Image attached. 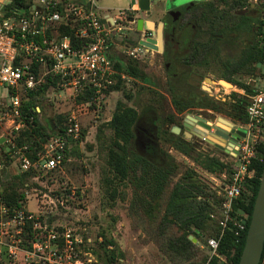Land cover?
Masks as SVG:
<instances>
[{"label": "built area", "instance_id": "obj_1", "mask_svg": "<svg viewBox=\"0 0 264 264\" xmlns=\"http://www.w3.org/2000/svg\"><path fill=\"white\" fill-rule=\"evenodd\" d=\"M22 9L23 13H18L20 9L11 15L0 14V88L8 87L6 96L0 94V174L28 172L35 180L61 168L66 152L81 136L82 125L74 111L68 113L41 148L30 152L28 144L15 140L16 135L30 130L39 119L40 107L28 102L30 95L45 92L64 99L90 91L96 113L117 75L129 79L114 68L110 44L114 35L129 29L128 24L135 27L137 17L130 15L132 6L118 8L115 17L101 15L96 0H33L28 9ZM261 20L264 23V13ZM75 24L78 36L86 39L78 46L61 32L62 27ZM142 32L136 45L125 44L122 48L124 54L137 61L157 52L141 43L152 39L157 45L155 31ZM259 45L264 51V24ZM260 65L264 66V57ZM245 84L252 88L250 92L240 90L246 98V120L233 124L235 131L243 135H235L231 147L225 149L234 165L229 180L217 191L223 198L219 224L223 230L231 229L238 239L245 230L247 216L242 210L235 211L233 204L241 196L243 184L255 177L252 160L259 145L264 144V73L249 77ZM23 100L27 101L25 105ZM29 196L25 191L18 204L13 205L0 193L1 263L101 264L90 239L85 243L83 236L71 227H59L50 221L44 209L49 200L42 199L36 212L28 210ZM218 243L219 239L210 237L206 246L211 256L221 258L217 254Z\"/></svg>", "mask_w": 264, "mask_h": 264}, {"label": "trees", "instance_id": "obj_2", "mask_svg": "<svg viewBox=\"0 0 264 264\" xmlns=\"http://www.w3.org/2000/svg\"><path fill=\"white\" fill-rule=\"evenodd\" d=\"M257 1L262 2L264 5V0ZM32 2L33 0H8L3 9L4 15H11L22 8L28 9ZM246 6H249L248 0H214L207 5L195 6L194 23H196L198 31L191 38L189 52L182 58L183 63L188 66L187 74L185 73L186 79L178 80L182 75L173 77V66L172 64L170 65L165 91L169 94L172 110L163 119V125L175 124L180 126L183 114L193 107L225 113L237 122L246 120V98L244 96L232 93L226 102L217 104L214 99L208 95H203L200 91L196 92L184 88L188 79L193 77V65L196 63L194 59L197 56L203 55L206 49H212L221 40L220 37L227 36L229 32L250 31L244 25L246 17L232 13V11ZM249 21L252 20L249 19ZM263 24L262 20L258 21L259 37L256 38L253 48L247 50L235 62L229 59L223 62V66L226 68L224 73L226 79L248 92L252 91V88L242 81L233 79L232 76L236 73L253 75L258 70V76L262 75L257 64L262 62L264 57L263 48L259 45ZM77 29V24L61 28L62 34L70 37L75 46L84 43L86 40L78 36L76 33ZM199 35L201 41H196ZM203 59L204 57H201L197 62H201ZM205 61L204 59L202 63H205ZM113 63L117 71L127 74L132 79L141 81L144 84L153 82L138 61L129 58L124 61L114 59ZM123 83L118 80L112 90H120ZM144 86H141V89H144ZM153 92L155 93L156 91H148L151 99ZM91 94L90 91L85 92L77 97L76 102L79 106L85 103L91 104L88 106L89 108L95 106L91 101ZM30 96L32 100L33 94ZM125 96L127 98L131 97L129 94ZM31 100L28 102H32ZM26 103L27 101L23 100V105ZM140 118L141 116L135 108L119 100L107 123V126L112 130V135L104 138L102 130H99L96 135L100 149L105 152V161L101 168L100 178L103 193L111 201H115L117 198L126 200L128 198L127 192L123 189L120 191L118 185L121 183L123 187L131 185L134 188L133 197L136 198L138 203L131 201L129 210L133 213L140 211L144 218L151 223L156 230V235L153 238L154 242L159 247V250L172 261L178 264L186 261L188 264H237L244 245L260 174L264 166V144L259 145L256 157L252 160V165L256 170L255 177L243 184L241 197L237 198L233 204L235 211H238V209L242 210L247 216L245 230L238 239L231 229L226 228L223 230L222 226H220V213L216 214L215 219H213L215 208L213 204L216 202L220 206L223 198L211 191L197 177L193 169L185 170L173 183V177L178 173L174 163L170 161L165 164L154 163L149 157L129 149V146L135 140L136 125ZM57 127L58 125L55 126L53 131H50L39 120H35L31 129L16 135L15 140L18 144H28L30 152H33L41 148V144L46 141ZM157 135L168 147H172L184 155L191 156L195 163H198L208 172H226L230 174L233 168L231 165L228 167L229 171H226L227 165L224 162L216 157L199 153L196 151L194 144L182 137L181 134H175L169 129L160 128L157 131ZM83 137L84 131L82 130L81 136L75 144L78 145L83 140ZM5 172L0 174V193L10 204L16 205L18 200L24 197V192L21 189L24 188L27 180H29L30 173L16 174L10 171L5 177L6 179H4ZM167 191L168 195L162 205L161 200ZM173 227L176 229V233H169ZM189 235L194 236L197 240L203 236L219 239L217 254L222 259L218 256L210 257L207 255L200 262L191 261L197 255L198 247L189 238ZM104 244L114 246L115 243L112 239H104ZM118 257L123 258L124 254L116 248L115 250L112 249L111 253L106 256V264L118 262ZM0 264L3 263L0 262ZM259 264H264V247Z\"/></svg>", "mask_w": 264, "mask_h": 264}, {"label": "rangeland", "instance_id": "obj_3", "mask_svg": "<svg viewBox=\"0 0 264 264\" xmlns=\"http://www.w3.org/2000/svg\"><path fill=\"white\" fill-rule=\"evenodd\" d=\"M132 1L99 0L98 6L115 9L118 7H128ZM256 1L248 0V4L250 5L252 3L254 9L263 11L264 5L262 2L257 1L256 3ZM7 2L8 0H0V14L4 13L3 9ZM194 5L201 6L198 3ZM222 8L224 9V7ZM262 15L260 14L254 20L257 25ZM194 24L196 31L193 36L198 31L196 23ZM229 33H233L235 35L234 38ZM229 33L225 37L221 36V40L209 52H204L203 55L197 56L194 59L196 63L193 65V77L189 78L184 86L186 90L200 91L203 95H208L217 104L226 102L232 93L241 95V89L226 79L223 62L226 59L235 62L246 53L247 48L250 46L246 42L242 43L245 34L248 36L251 35L250 31L242 30ZM125 35L128 38H125ZM118 36L116 38L119 41V45L112 51L113 60L120 59L124 61L127 58L135 60L124 54L122 48L125 44H129L132 47L136 45L135 41L138 35H132L129 30L123 29ZM256 38H258V35ZM196 41H201L200 35L196 38ZM160 52V50L155 52L152 57L149 54L148 58L144 61H138L141 63L145 73L153 81L152 83L144 84L141 81L132 79L130 76L129 79L123 80L117 75L115 83L120 80L124 82L123 86L120 90H112V87L115 85L114 83L105 92L100 101L101 107L96 113H94L93 109L95 106L89 108L88 106L91 105L89 103L79 106L76 102L77 97L73 98L70 94V98L67 95L66 98L61 99L54 98L51 93L45 95V92H43L36 94L32 99V102L38 104L40 107V113L38 115L39 122L50 129V131H53L55 126L59 125L68 113L74 111L80 118L84 137L78 145L73 143L70 149H68L65 161L55 173L41 176L35 180L29 177L27 183L30 186H24L21 189L23 192L27 191L30 194L26 208L32 212H36L42 199H45V201L49 200L50 202L48 204H44V209L50 217V221L59 227H71L74 233H80L83 236L85 243L88 242L87 239H90V243L94 249L93 253L99 256L101 264H106V256L111 253L112 249L115 250V248L122 252L124 257H118V262L116 261L111 264H178L159 250V247L153 240L156 235V230L144 218L142 213L137 210L136 213H133L129 210L131 201L138 203L136 198L133 197L134 188L131 185H127V187L121 186L122 183L118 185L120 191L123 189L127 192L128 198L126 200L117 198L115 201H111L103 193L100 178L101 168L105 161V152L100 149L99 141L96 137L99 130L104 132V138L112 135V130L107 126V123L119 100L135 108L142 117L138 124L149 128L150 131L154 130V123H152L154 119L157 121L158 130L160 128L170 130V127L175 125H163L162 123L169 111L172 110V106L170 105L169 94L165 91L167 73L164 68V63L169 62V59L167 56L163 57ZM201 57H204L206 63H202L204 59L202 61L200 60L201 62H197ZM260 69L264 73V66H261ZM258 74L259 70L253 75L236 73L232 78L245 83L249 77H256ZM206 76L216 80L217 84L210 83L209 79L204 80ZM141 86H144V89H141ZM149 90L156 91L152 93V99L149 98ZM0 94L6 96L8 94V87L0 88ZM126 94L131 95V97L127 98L125 96ZM207 110L210 109L193 107L188 112H202L208 115L214 114L215 122L227 129H230V126H224L220 118L233 122L234 124L238 123L225 113L214 110L208 112ZM184 114L183 117L185 116ZM187 139L194 144L196 151L199 153L216 157L224 162L227 165L226 171H229L228 167L234 165V161L231 160L225 149L206 144L199 138L188 137ZM159 145L160 154L156 153L155 156L148 157L154 163L165 164L170 161L176 165L178 173L173 177V183L185 170L193 169L197 177L211 191L217 193L222 185L230 178V174L226 172L211 173L206 171L198 163H195L191 156L184 155L180 151L168 147L161 138H159ZM137 146L138 144L134 140L129 146V149L142 155ZM9 173L10 171H6L3 178L6 179L5 177ZM44 194L45 196H43ZM167 195L168 191L161 200L162 205ZM216 195L218 196V194ZM213 205L215 208L213 212L214 217H212L215 219V215L220 212V206L216 202ZM169 233H176V229L174 227L171 228ZM99 237H102L101 242L98 241ZM189 238L198 247V253L191 261L200 262L207 255L211 257V253L206 246L207 236H203L199 240L192 235H189ZM104 239H112L115 243L114 246L111 244L105 245ZM181 264H188V262L186 261Z\"/></svg>", "mask_w": 264, "mask_h": 264}, {"label": "flooded vegetation", "instance_id": "obj_4", "mask_svg": "<svg viewBox=\"0 0 264 264\" xmlns=\"http://www.w3.org/2000/svg\"><path fill=\"white\" fill-rule=\"evenodd\" d=\"M173 1L174 0H151L149 13L143 12L138 8L136 12L139 14V16H145V17H152V16H156V13L158 12L161 13L160 19L162 22V26L160 28L159 23L156 22L154 23L155 24L154 29L157 32V34L159 33V28L161 29L163 44H162V49H160L161 51L160 53L163 57L167 56L168 59H170V57L177 52L178 48L182 44L188 47L190 45L191 38L193 37V34L196 31L194 24V20H195L194 14L196 9L194 4L198 3L201 5H207L213 0H188L180 5H174ZM234 13L236 15L246 17V21L244 22V25H246L250 29L251 35L248 36L245 34L244 36L245 38L243 39L244 41H242V43L246 42L248 45H250L247 48V50H249L250 48H253V44L257 40L256 39L257 34L259 37V33H258L259 26L254 20L258 18L260 14L262 15L264 13V9L263 11L260 9H254V5L250 3L248 7H243L242 9L234 10ZM249 19L252 21H249ZM229 35H232L233 38L235 36L233 35V33L232 34L229 33ZM182 46L180 48L181 52L185 50L182 49ZM210 50L211 49L209 50L206 49L205 52H209ZM158 51L159 50H157V52ZM164 68L167 73L166 74V80H167L168 71H169V62L164 63ZM208 112H210V110H208ZM152 123H154L153 131H150L149 128L145 126H141L138 123L136 125L135 140L136 143L138 144L137 148L139 152L142 153V155H145L147 157L148 156L153 157L156 155V153L160 154L159 138L157 135V131H158L157 121L154 119ZM232 127L233 125L230 126V128ZM184 129L185 128L183 126V121H182L180 134L184 131ZM191 137L197 138L194 135ZM203 141L206 144L215 146V144H213L210 139H205Z\"/></svg>", "mask_w": 264, "mask_h": 264}, {"label": "water", "instance_id": "obj_5", "mask_svg": "<svg viewBox=\"0 0 264 264\" xmlns=\"http://www.w3.org/2000/svg\"><path fill=\"white\" fill-rule=\"evenodd\" d=\"M188 0H174V5H180ZM137 2L138 9L149 13L151 0H134ZM24 9L18 11V13H23ZM154 24L150 20H146L142 17L136 20V29L138 31L143 30V27L153 28ZM159 46L155 44V41L149 39L147 41H141L145 46L153 48L155 50L162 49V34L161 31L158 33ZM210 83H215L214 80H209ZM228 83V82H226ZM205 113L201 114H191L187 113L183 117L184 131L181 133L182 137L188 138L189 135L196 136L199 139L205 140L210 139L216 147L222 149H228L233 144L235 135H243L241 131H235L232 127L230 129L224 128L215 122V115H208ZM227 126H232L233 123L224 120ZM210 122V123H208ZM194 124L200 126V128L195 127ZM170 131L175 134H180L181 127L174 125L170 127ZM213 140V141H212ZM3 138L0 137V143ZM241 197V196H240ZM239 197V198H240ZM264 247V166L260 174L259 185L254 198L252 211L250 214L249 224L246 230L244 245L237 264H259Z\"/></svg>", "mask_w": 264, "mask_h": 264}, {"label": "crops", "instance_id": "obj_6", "mask_svg": "<svg viewBox=\"0 0 264 264\" xmlns=\"http://www.w3.org/2000/svg\"><path fill=\"white\" fill-rule=\"evenodd\" d=\"M96 3H97V6H98V3H99V0H96ZM130 6H132L133 7V13H131L130 15H132V16H134V17H137V18H139V17H142V18H144V19H146V20H150V21H152L153 22V24L154 23H156V22H158L159 23V27L161 28V26H162V22H161V19H160V17H161V13L160 12H158V13H156V16H152V17H145V16H139V14L138 13H136L137 12V8H138V6H137V2H134V0L132 1V3L128 6V7H130ZM99 7V13L102 15V14H108L110 17L112 16V17H115L116 16V10L118 9V8H124V9H127L128 7H118V8H115V9H111V8H106V7H100V6H98ZM101 10H102V12H101ZM128 26V28L129 29H127V30H129V32L132 34V35H138V36H141L142 34H143V32L142 31H146L147 29H152V30H154L155 31V29H154V26H155V24H154V26H153V28L151 27V28H146V27H143V30L139 33L138 32V30L136 29V25H135V27H134V25H132V24H128L127 25ZM159 28V31H161V29ZM155 35H156V41H157V45L159 46V39H158V34H157V32L155 31ZM116 36H118V35H114L113 37H112V40H111V44H110V55H111V57H112V59H113V56H112V51L113 50H115V47H117L118 45H119V41H117L118 39L116 38ZM119 37V36H118ZM125 38L127 37V35H125L124 36ZM132 37H134V36H132ZM128 38V37H127ZM183 45V46H182ZM181 46H182V49L184 50V51H182L181 52V46L178 48V50H177V52L175 53V54H173L171 57H170V59H169V67H170V65L172 64V66H173V72H174V74H173V77L175 76V75H178V76H180V75H182L180 78H178V80H180L181 79V81H182V79H186V72H187V69H188V66L187 65H185L184 63H183V57H185L186 55H187V53L189 52V47L188 46H184V44H182ZM257 66L259 67V68H261V65H260V63H258L257 64ZM170 69V68H169ZM260 71H261V69H260ZM262 72V71H261ZM186 73V74H185ZM183 75H184V78H183ZM176 79V78H175ZM174 79V80H175ZM214 80V79H210L209 77H204V80ZM215 81V83L217 84V81L216 80H214ZM208 111V110H207ZM187 113H191V114H201L202 112H187ZM186 113V114H187ZM185 115V114H184ZM208 123H210V122H208ZM195 125V127H197V128H200V126L199 125H197V124H194ZM188 137H191V135H189ZM213 141V140H212Z\"/></svg>", "mask_w": 264, "mask_h": 264}, {"label": "bare ground", "instance_id": "obj_7", "mask_svg": "<svg viewBox=\"0 0 264 264\" xmlns=\"http://www.w3.org/2000/svg\"><path fill=\"white\" fill-rule=\"evenodd\" d=\"M225 86L227 87V85H225ZM224 120H225V119H224ZM221 121H222L223 125L226 126V122L223 121V120H221Z\"/></svg>", "mask_w": 264, "mask_h": 264}]
</instances>
